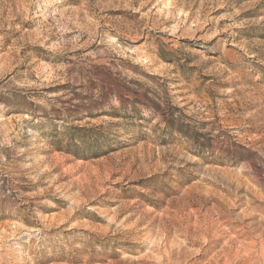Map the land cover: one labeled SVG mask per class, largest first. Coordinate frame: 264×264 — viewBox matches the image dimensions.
Wrapping results in <instances>:
<instances>
[{
	"label": "rangeland",
	"instance_id": "374dc122",
	"mask_svg": "<svg viewBox=\"0 0 264 264\" xmlns=\"http://www.w3.org/2000/svg\"><path fill=\"white\" fill-rule=\"evenodd\" d=\"M0 264H264V0H0Z\"/></svg>",
	"mask_w": 264,
	"mask_h": 264
},
{
	"label": "trees",
	"instance_id": "16d2710c",
	"mask_svg": "<svg viewBox=\"0 0 264 264\" xmlns=\"http://www.w3.org/2000/svg\"><path fill=\"white\" fill-rule=\"evenodd\" d=\"M97 143V142H96Z\"/></svg>",
	"mask_w": 264,
	"mask_h": 264
}]
</instances>
